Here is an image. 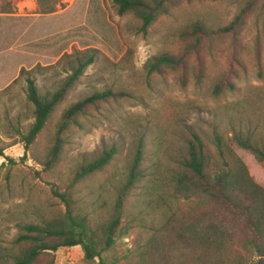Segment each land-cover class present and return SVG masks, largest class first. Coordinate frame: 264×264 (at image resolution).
<instances>
[{"label":"rangeland","instance_id":"374dc122","mask_svg":"<svg viewBox=\"0 0 264 264\" xmlns=\"http://www.w3.org/2000/svg\"><path fill=\"white\" fill-rule=\"evenodd\" d=\"M249 1L181 0L143 33L140 22L132 14L118 15L111 0H0V147L10 158L0 157V248H11L20 226L38 223L61 210L63 204L53 188L63 190L75 168L105 148L116 145L119 154L105 172L75 187L80 208L90 211L94 219L110 211L136 144L148 133V164L159 165L158 181L151 196L137 191L125 214L156 227L164 210L159 197L166 194L173 163L193 132L211 141L215 132L231 136L234 129L252 128L264 137V0H252L237 42L218 36L210 58L202 53L200 60L206 59V70L201 79L194 77L196 62L192 58L183 70L147 72L155 56L182 49V32L191 23L200 20L210 29H218L229 24ZM93 50L105 59L88 67L48 129L23 156L22 135L33 122L26 78H33L41 93L54 92L66 78L70 62ZM226 70L236 86L215 95L214 85ZM108 89L126 96L102 104L81 128L72 129L60 163L44 171L49 136L60 113L72 103ZM233 147L253 179L264 187V167L250 152ZM146 239L148 235L140 237L135 227L117 239L108 257L119 263L133 260ZM48 258L41 256L37 264ZM53 261L94 264L83 259L80 247L59 249Z\"/></svg>","mask_w":264,"mask_h":264},{"label":"trees","instance_id":"16d2710c","mask_svg":"<svg viewBox=\"0 0 264 264\" xmlns=\"http://www.w3.org/2000/svg\"><path fill=\"white\" fill-rule=\"evenodd\" d=\"M111 1L118 15L132 14L140 22L139 31L146 33L181 0ZM253 4L250 0L229 24L215 30L200 20L191 23L182 32V49L174 54L155 56L147 67L148 74H159L162 68L183 70L192 58L196 62V67H192L194 77L201 79L206 70L203 66L206 59L200 60L202 53L210 58L208 54L218 36H228L233 43L237 42L244 16ZM103 59L104 55L97 50L75 58L60 87L51 93H41L36 81L26 78V100L32 107L33 122L22 135L23 156L48 129L59 106L88 67ZM186 72L181 74L182 78ZM21 73L28 72L22 70ZM231 75L229 70L222 73L214 85L215 95L234 90L236 81ZM124 96V92L111 89L96 91L65 108L49 136L43 170H51L60 163L72 129L81 128L89 114L101 110L98 108L102 104ZM147 138L148 133L138 140L109 212L99 219L92 218L90 211L80 208L75 187L108 169L119 154L116 145L78 165L63 190L53 188L63 208L38 223L20 226L11 248H0V264H37L44 255L49 258L39 264H53L54 254L59 249L73 247H80L83 259L94 264H264V187L253 179L233 147L250 152L264 167V137L257 136L252 128L234 129L231 136L215 132L211 141L193 132L173 163L166 194L159 197L164 210L161 224L156 227L145 225L137 218H127L125 214L131 197L137 191L147 192L144 197L151 196L149 192L158 181L159 165L148 164ZM0 157L10 160L2 147ZM135 227L139 228L140 237L148 235L146 243L137 247L138 255L124 263L108 257L117 239L128 235Z\"/></svg>","mask_w":264,"mask_h":264}]
</instances>
